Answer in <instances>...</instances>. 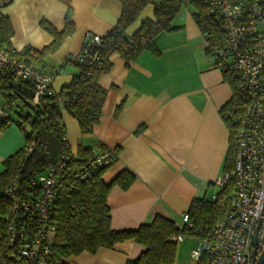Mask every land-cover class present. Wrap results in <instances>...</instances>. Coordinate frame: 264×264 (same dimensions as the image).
<instances>
[{"label": "crops", "instance_id": "1", "mask_svg": "<svg viewBox=\"0 0 264 264\" xmlns=\"http://www.w3.org/2000/svg\"><path fill=\"white\" fill-rule=\"evenodd\" d=\"M154 4L147 5L127 29L133 35L145 19L155 20ZM71 10L74 30L41 60L46 70L56 72L54 89L68 86L77 71L75 56L86 35L105 36L117 22L118 0H13L3 16L12 34L9 44L18 52L26 46L37 50L54 37L42 26L48 22L60 31ZM182 8L172 32L154 38L157 56L141 52L126 61L119 53L110 56L112 67L98 78L106 89L99 121L88 132L78 120L61 111L70 153L80 146L93 151L115 148L118 156L101 179L109 183L122 171L135 176L126 189L113 186L106 198L110 227L135 230L151 223L156 215L166 217L181 228L182 214L196 197H211L219 191L217 181L230 146V130L221 109L232 97L223 72L206 54L208 46L192 14ZM22 129L14 122L0 126V172L3 160L24 146ZM194 237H185L176 247L174 264H196L190 251ZM145 247L132 239L112 247H99L63 258L67 264H125L137 258Z\"/></svg>", "mask_w": 264, "mask_h": 264}, {"label": "trees", "instance_id": "2", "mask_svg": "<svg viewBox=\"0 0 264 264\" xmlns=\"http://www.w3.org/2000/svg\"><path fill=\"white\" fill-rule=\"evenodd\" d=\"M121 5L120 16L108 34L94 44L82 60L76 59L77 71L68 86L59 90L61 102L55 96L42 94L34 102V84L29 79L19 78L9 70L0 71V93L5 98H14L16 107L7 122L1 127L15 123L24 134V146L3 160L4 169L0 172V264H37L21 256L20 251L33 244L35 216L32 212L19 211L15 216L17 224L25 228V236L16 237L13 245L8 244V218L11 202L5 198L3 189L11 179L19 175L20 195L26 199H36L41 195L38 177L54 165L63 152H69L66 141V127L61 111L64 109L79 122L81 130L88 132L99 121L106 89L98 78L112 67L110 56L119 53L128 65L143 51L157 56L159 50L154 38L160 32H172L178 27L172 25L182 8H192L193 17L208 43L206 54L213 57L215 48L223 47V36L216 22V14L211 11L207 0H118ZM248 1V0H246ZM154 4L155 20L145 19L137 31L128 36L127 29L138 19L143 9ZM42 26L54 40L41 50L26 46L18 55L31 59L41 65L42 58L53 52L62 40L74 30L69 9L65 16L64 28L56 30L48 22ZM12 29L4 16L0 17V44L10 47L9 37ZM224 79L232 89V97L220 110L221 113L240 109L244 96L236 74L223 72ZM14 83V85H13ZM230 130L228 148L223 171L228 173L234 164V127L229 117L224 116ZM32 145L26 155V147ZM106 147H101V151ZM93 151L90 146H80L71 155L65 172L58 183L57 195L49 207L50 226L54 234L50 240L49 257L53 264H67L63 258L83 251L95 252L99 247H112L116 243L132 239L145 249L141 254L125 264H174L178 235L199 236L200 228L210 227L221 221L230 211L233 181L229 178L225 186L217 192V198L196 197L187 210L191 226L187 223L179 228L174 221L156 215L151 223L141 224L135 230L116 231L110 227L109 208L106 198L113 186L128 188L135 176L127 171L116 175L109 183H104L102 174L109 167L92 164ZM100 152V151H98ZM79 173V174H78ZM78 174V175H77ZM224 200L223 205L218 201ZM196 264H201L200 261Z\"/></svg>", "mask_w": 264, "mask_h": 264}, {"label": "built area", "instance_id": "3", "mask_svg": "<svg viewBox=\"0 0 264 264\" xmlns=\"http://www.w3.org/2000/svg\"><path fill=\"white\" fill-rule=\"evenodd\" d=\"M13 0H0V17ZM223 36V47L213 50L214 66L222 72L236 74L244 104L233 112H225L234 127L235 159L230 172L222 175L217 186L222 189L229 178L233 181L230 211L210 227L200 228L190 257L201 264H251L253 252L257 257L264 249V0H207ZM96 34L86 35L81 51L75 56L82 60L94 44L101 42ZM17 50L0 44V71L9 70L19 78L34 84V102L42 95H53L61 102L53 83L56 72H50L17 54ZM14 85V83H13ZM16 100L0 93V122H7L14 113ZM32 145L26 147V155ZM72 153L63 152L58 161L38 177L41 195L26 199L20 195L19 175L16 174L3 189L11 202L8 218V244L16 237L25 236V228L15 219L17 212H32L35 216L33 244L20 251L21 256L37 264H53L49 257L50 240L54 226H50L49 207L57 195L66 164ZM118 156L115 148H106L93 154L92 164L110 166ZM79 174V173H78ZM77 174V175H78ZM211 198H217V193ZM223 205L224 200L218 201ZM183 224L191 226L187 212ZM184 236L171 238L177 243Z\"/></svg>", "mask_w": 264, "mask_h": 264}, {"label": "water", "instance_id": "4", "mask_svg": "<svg viewBox=\"0 0 264 264\" xmlns=\"http://www.w3.org/2000/svg\"><path fill=\"white\" fill-rule=\"evenodd\" d=\"M251 264H264V249H262L257 257L255 256V252H253Z\"/></svg>", "mask_w": 264, "mask_h": 264}, {"label": "rangeland", "instance_id": "5", "mask_svg": "<svg viewBox=\"0 0 264 264\" xmlns=\"http://www.w3.org/2000/svg\"><path fill=\"white\" fill-rule=\"evenodd\" d=\"M244 104V103H243Z\"/></svg>", "mask_w": 264, "mask_h": 264}]
</instances>
